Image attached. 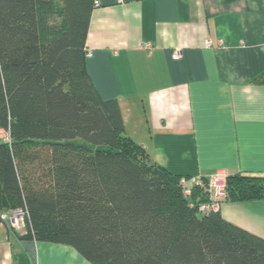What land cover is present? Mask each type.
<instances>
[{
	"label": "trees",
	"instance_id": "1",
	"mask_svg": "<svg viewBox=\"0 0 264 264\" xmlns=\"http://www.w3.org/2000/svg\"><path fill=\"white\" fill-rule=\"evenodd\" d=\"M95 2L0 0V213L23 208L20 238L91 264H264V237L199 211L208 177L186 197L100 94L86 65ZM227 181V200L264 197V173Z\"/></svg>",
	"mask_w": 264,
	"mask_h": 264
},
{
	"label": "crops",
	"instance_id": "2",
	"mask_svg": "<svg viewBox=\"0 0 264 264\" xmlns=\"http://www.w3.org/2000/svg\"><path fill=\"white\" fill-rule=\"evenodd\" d=\"M96 1L87 70L150 157L190 178L264 173V0ZM220 212L264 237V197ZM0 264L91 263L0 222Z\"/></svg>",
	"mask_w": 264,
	"mask_h": 264
},
{
	"label": "built area",
	"instance_id": "3",
	"mask_svg": "<svg viewBox=\"0 0 264 264\" xmlns=\"http://www.w3.org/2000/svg\"><path fill=\"white\" fill-rule=\"evenodd\" d=\"M96 5L98 2H95ZM210 44V42H209ZM92 52H87V57L91 56ZM181 49L176 48L173 52L175 59L180 58ZM0 139L3 141H10V130L0 126ZM229 173L226 170H219L208 176L207 187L209 188V199L200 202L198 209L200 212H209L211 210H219L222 202L227 198V179ZM180 183L183 187V194L186 197H192L193 185H203L202 178H188L182 175ZM0 222L6 225L8 228L14 231H24L27 225L26 211L23 208H15L11 210H5L0 213Z\"/></svg>",
	"mask_w": 264,
	"mask_h": 264
},
{
	"label": "rangeland",
	"instance_id": "4",
	"mask_svg": "<svg viewBox=\"0 0 264 264\" xmlns=\"http://www.w3.org/2000/svg\"><path fill=\"white\" fill-rule=\"evenodd\" d=\"M226 200H227V198H226L224 201H226ZM224 201H223V202H224Z\"/></svg>",
	"mask_w": 264,
	"mask_h": 264
}]
</instances>
